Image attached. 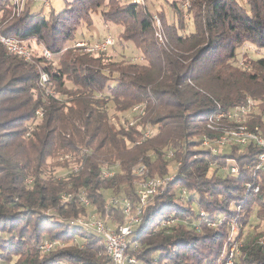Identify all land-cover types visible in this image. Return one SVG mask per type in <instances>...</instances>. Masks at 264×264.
<instances>
[{
	"label": "trees",
	"instance_id": "obj_1",
	"mask_svg": "<svg viewBox=\"0 0 264 264\" xmlns=\"http://www.w3.org/2000/svg\"><path fill=\"white\" fill-rule=\"evenodd\" d=\"M187 1L188 9L184 2L174 5L175 22L157 14L160 43L154 13L130 0L121 6L64 0L65 8L49 10V17L32 11L36 2L11 16L9 1L0 0V32L32 50L25 61L0 45V264H111L101 237L76 220L92 209L107 224L122 225V207L104 204L111 196L138 204L133 170L140 165L148 177L164 178L168 162L178 164L133 229L127 254L139 263L213 264L231 222L243 236L264 221L257 145L233 143L217 153L202 147L205 138H215L208 121L223 112L237 113L247 130L264 135V55L239 56L244 43L264 53V0H244L246 6ZM96 11L123 27L121 38L140 49L142 62L107 63L71 51L67 64L62 53L52 68L41 47L50 59L59 55L62 43ZM188 21L193 31H180ZM136 105L141 109L133 112ZM169 150L171 160L165 158ZM55 167L64 173H54ZM212 220L221 222L209 228ZM256 234L245 236L234 264H264ZM44 241L53 248L44 251Z\"/></svg>",
	"mask_w": 264,
	"mask_h": 264
},
{
	"label": "built area",
	"instance_id": "obj_2",
	"mask_svg": "<svg viewBox=\"0 0 264 264\" xmlns=\"http://www.w3.org/2000/svg\"><path fill=\"white\" fill-rule=\"evenodd\" d=\"M9 6L11 9V16H19L24 6L28 3H40L43 7L50 6L49 0H8ZM133 4L138 6H146V0H130ZM188 1L185 0L183 3V8L188 9ZM153 21L155 27V37L157 41L160 43L164 39V33L162 28V23L160 18L153 14ZM114 44V39L111 36H106L99 41H95L94 43L88 45L84 42H79L76 46L79 47H87L88 50L92 53H99L106 51L110 46ZM0 45L5 49V51L9 54L16 55L21 57L23 60L28 61L31 59L32 50L28 47V44L22 40L13 36H5L0 32ZM42 55L46 60L51 58V53L48 49L41 47ZM47 81V75L41 74V82L45 83ZM140 105H136L133 107V112L140 110ZM230 119H235L236 121H240L237 117V114L227 115ZM237 129H231L228 132L224 133L216 140L215 145H223L226 144L230 139L236 144H246V142L251 141L256 144L260 149V153L258 155V161L256 165V169H264V135L252 132L246 129V127H237ZM145 136L149 135V132L146 131L144 133ZM216 148H212V153H217ZM172 156V153H170ZM77 169V166H74V170ZM232 172H235V168L233 167ZM104 176L111 175L110 171H103ZM133 174L135 176V185H136V193L139 198L138 204L134 207L127 199H121L116 197H110L106 200L104 204V208H108L110 205L116 207L120 205L122 207V214L124 223L119 226H114L107 224L106 221L96 214H89L86 218H78L76 222L85 226L87 229L92 230L94 233L98 234L102 242L104 244L105 250L111 260V264H142L135 260L133 256L127 254V249L132 241L133 229L135 225H137L141 220V214L146 203L152 199L154 196L159 195L164 190L167 182L171 180L168 177L160 178V177H148L147 171L143 165L137 166L133 170ZM246 186L250 188V184L246 183ZM258 188H254L256 192ZM84 205H88V201L82 200ZM164 225H169L165 223ZM171 223L173 222L170 220ZM54 246L53 243L49 241H44L41 245V248L44 251H48L52 249ZM136 246V244H135ZM229 264V263H227Z\"/></svg>",
	"mask_w": 264,
	"mask_h": 264
},
{
	"label": "rangeland",
	"instance_id": "obj_3",
	"mask_svg": "<svg viewBox=\"0 0 264 264\" xmlns=\"http://www.w3.org/2000/svg\"><path fill=\"white\" fill-rule=\"evenodd\" d=\"M49 1H50V7H47V6L43 7L40 3H36L33 6L32 11L33 12H39L40 10H42V13L47 15V17H49L48 16L50 14L49 10H52V12H54V13H58L59 11H61L65 8L64 0H49ZM107 1L108 0H105V4L108 3ZM115 1L121 6L126 0H115ZM238 1L241 5L246 6V2L244 0H238ZM183 2H184V0H146V5L148 6V10H150L152 13H154L156 15L157 14L159 16L162 15L161 14V11H162L163 16H164V21L169 23L172 21L175 22L174 12L176 11V8L174 5H177V4L180 5ZM48 12H49V14H48ZM183 25H184L185 29L180 30V31H183L185 33H187L188 31H193V29H194L193 24L189 21L185 22ZM75 29L76 30L74 32V36H72V38L70 40L64 41L62 43L61 48H60L61 53H59V55H57L55 57L53 56L52 59L47 60V61H49L52 68L58 67V63H59V60L61 59L62 53H63V57H62L61 61H64V63L67 64V61L70 58L69 52H71V51L72 52H74V51H86L85 53L88 54V56H90V57L91 56H94V57L101 56L104 59H106V61H108L107 63L121 62L123 60L124 61H130V62H138V63L142 62L140 49L136 45L130 43L129 41H125L124 39L121 38V33L123 30V27L118 25V24H115L113 22H105L102 19V17L100 16V11H96V13L92 12L91 16L89 18H87V20H85L84 22L79 24V26H77V28H75ZM106 36H111L114 39V44L111 47H109L105 52L92 53L88 50L87 47L76 46V44L79 42H84V43L90 45V44L94 43L95 41H99V40L103 39ZM163 41H164V39H163ZM242 54L246 55L247 57L252 58V59H257L260 55H264V53L260 54L259 50L255 49L249 43H244L240 46L239 56ZM64 55H65L66 59H65ZM68 85L69 84H67V86ZM237 110H239V109L237 108ZM243 111L241 110V112H239V113H243ZM37 113L41 114L40 112H37ZM235 114H237V113H235ZM226 115L227 114L224 112L219 113L216 115L215 118L210 119V121H208L207 128L209 129L210 132L215 134V138H212L210 140H209V138L208 139L205 138L202 142V147L207 148L210 152H211V149L213 147L216 148L218 151H222V150H229V148L231 147V145L233 143L236 144V142L229 139L226 144L215 145L216 140L220 136H222L224 133L228 132L231 129H237L236 128L237 125L232 126L228 122L229 120L233 121L235 123H238V125L240 123H243L242 121H236L235 119L232 120L233 118L229 119ZM224 117H226V118H224ZM224 119L227 121H225ZM240 126L244 127V124H242V125L240 124L237 127H240ZM170 153L171 152L169 150L165 155V158L168 160L173 159L172 156H170ZM234 153L238 154V152L236 150L234 151ZM177 166H178V164L174 161L168 162V165H167V167H168V176H167L168 179L173 178L174 173L172 171H174V169H176ZM70 169H71V166H69L67 170H70ZM56 171L61 172V174L64 173V170L61 169V167H58V168L55 167L53 169V172L55 173ZM110 173L112 174V172H110ZM29 182H30V180H29ZM115 197L119 198L117 196H115ZM184 197H185V193L183 192L180 195V200L183 201ZM109 198L110 197H108L107 200ZM88 211L90 212V214H94L92 212L93 211L92 209H89ZM200 213L204 214L203 210L200 209ZM109 217L110 216H107V218H109ZM79 218H86V217H79ZM262 218L264 219V215L262 216ZM219 222H221V221L218 220V223H217V220H212V221L207 223V226L209 228H213L216 226V224H220ZM165 223L169 224L170 226L172 225L170 220L166 221ZM253 227L254 226L249 227L247 230H245V232H247L248 236H252L256 233H257L256 234L257 236L260 235V237H258V239L260 238L258 243L264 248V221L259 222V226L256 229H253ZM237 231H238V226L236 225L235 222H231L230 228H229V234L227 236L226 241L224 242V244L222 246V254H221L220 258H218V260L215 261L213 264H227V263L234 264V260H237V257L240 256V250L239 249L243 245V243L246 242L244 240V238L247 235L244 234L243 236L242 235L236 236ZM259 232H262V233L258 234ZM30 244H32V243H30Z\"/></svg>",
	"mask_w": 264,
	"mask_h": 264
}]
</instances>
